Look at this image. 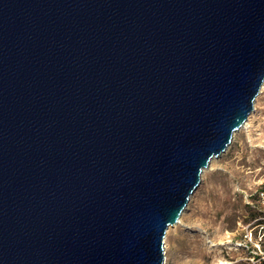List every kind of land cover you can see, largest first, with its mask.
Returning <instances> with one entry per match:
<instances>
[{"label":"water","instance_id":"obj_1","mask_svg":"<svg viewBox=\"0 0 264 264\" xmlns=\"http://www.w3.org/2000/svg\"><path fill=\"white\" fill-rule=\"evenodd\" d=\"M264 86V0H0V264H165Z\"/></svg>","mask_w":264,"mask_h":264},{"label":"rangeland","instance_id":"obj_2","mask_svg":"<svg viewBox=\"0 0 264 264\" xmlns=\"http://www.w3.org/2000/svg\"><path fill=\"white\" fill-rule=\"evenodd\" d=\"M255 105L252 128L235 133L213 169L202 174L182 224L167 230L165 264H260L264 259V86Z\"/></svg>","mask_w":264,"mask_h":264},{"label":"bare ground","instance_id":"obj_3","mask_svg":"<svg viewBox=\"0 0 264 264\" xmlns=\"http://www.w3.org/2000/svg\"><path fill=\"white\" fill-rule=\"evenodd\" d=\"M262 89H263V88H262ZM255 104H256V103H255ZM255 107H257V105H255ZM255 112H256V110L250 114V116H249V118H248L246 124L244 125V127H243L242 129H249V128L253 125V124H252V121H253V119L256 117ZM251 128H252V127H251ZM214 160H215V159H213L212 162H213ZM212 162H211V164H212ZM211 164H210V166H209L207 169H205V170L203 171V174H204L206 171H208V170L210 171V170L213 169V166H212ZM177 224H182V220L180 219L179 222H178ZM177 224H176V225H177ZM176 225L170 226L169 228L171 229V228L175 227Z\"/></svg>","mask_w":264,"mask_h":264},{"label":"trees","instance_id":"obj_4","mask_svg":"<svg viewBox=\"0 0 264 264\" xmlns=\"http://www.w3.org/2000/svg\"><path fill=\"white\" fill-rule=\"evenodd\" d=\"M262 192H264V191H262ZM255 258H260V256H255ZM260 264H264V259L262 260H260Z\"/></svg>","mask_w":264,"mask_h":264},{"label":"built area","instance_id":"obj_5","mask_svg":"<svg viewBox=\"0 0 264 264\" xmlns=\"http://www.w3.org/2000/svg\"><path fill=\"white\" fill-rule=\"evenodd\" d=\"M261 195L264 197V192H261Z\"/></svg>","mask_w":264,"mask_h":264}]
</instances>
